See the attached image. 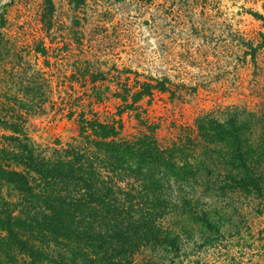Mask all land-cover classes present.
<instances>
[{
	"label": "trees",
	"instance_id": "trees-1",
	"mask_svg": "<svg viewBox=\"0 0 264 264\" xmlns=\"http://www.w3.org/2000/svg\"><path fill=\"white\" fill-rule=\"evenodd\" d=\"M15 1L0 7V28ZM42 2L40 20L50 26L53 3ZM11 41L0 31V264H160L135 258L172 239L166 217L181 215L195 194L263 188L264 107L217 109L159 138L137 104L169 92L167 82L130 87L126 77L115 93L123 107L105 119L87 118L69 98L65 107H42L37 94L51 81L41 72L27 76L25 48ZM32 50L46 54L42 44ZM46 108L75 117L76 135L33 139L31 121ZM126 112L146 131L127 133Z\"/></svg>",
	"mask_w": 264,
	"mask_h": 264
},
{
	"label": "rangeland",
	"instance_id": "rangeland-1",
	"mask_svg": "<svg viewBox=\"0 0 264 264\" xmlns=\"http://www.w3.org/2000/svg\"><path fill=\"white\" fill-rule=\"evenodd\" d=\"M42 1L16 0L0 28L25 48L26 75L41 72L51 81L42 97L37 94L42 107H65L69 98L87 118L105 119L123 107L115 93L126 77L130 87L167 82L169 92L156 90L137 104L159 126V138L217 109L264 107V47L257 49L264 44V0H52L50 26L40 20ZM35 44L45 56L32 50ZM53 114L46 108L32 119L33 139L76 135L75 117ZM122 118L127 133L146 131L134 112ZM201 195L178 217H166L172 239L136 261L264 264V186L250 194Z\"/></svg>",
	"mask_w": 264,
	"mask_h": 264
}]
</instances>
